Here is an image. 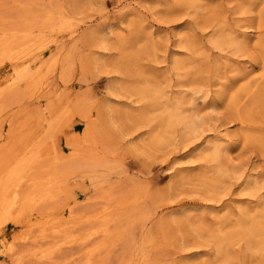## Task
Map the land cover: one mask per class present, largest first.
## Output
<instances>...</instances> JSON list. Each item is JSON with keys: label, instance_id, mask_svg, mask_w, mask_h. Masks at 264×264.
Returning <instances> with one entry per match:
<instances>
[{"label": "rangeland", "instance_id": "374dc122", "mask_svg": "<svg viewBox=\"0 0 264 264\" xmlns=\"http://www.w3.org/2000/svg\"><path fill=\"white\" fill-rule=\"evenodd\" d=\"M0 181V264H264V0H0Z\"/></svg>", "mask_w": 264, "mask_h": 264}, {"label": "bare ground", "instance_id": "6f19581e", "mask_svg": "<svg viewBox=\"0 0 264 264\" xmlns=\"http://www.w3.org/2000/svg\"><path fill=\"white\" fill-rule=\"evenodd\" d=\"M226 38V37H225ZM228 39V38H227ZM230 39V38H229ZM228 39V40H229ZM226 40V39H225ZM224 40V41H225ZM230 42V41H229ZM229 42H227L226 41V43H229ZM101 43H102V45H104L105 46V44H106V42L103 40V41H101ZM225 43V42H224ZM230 44H232L231 42H230ZM13 85V84H12ZM15 87V86H14ZM9 88V87H8ZM7 88V89H8ZM13 88V87H12ZM11 89V88H10ZM197 92H199V93H201V90H197ZM169 112V111H168ZM163 114V113H162ZM176 115L175 114H171V112H170V116L169 117H167V120H168V118L169 119H171V118H173V117H175ZM179 119V118H178ZM169 121V120H168ZM179 121H180V124L183 126V129L184 130H186L187 132L188 131H195V125H194V123H193V121L192 122H190L189 120H186L184 117H181L180 119H179ZM167 122V121H166ZM165 122V124H166V126L168 125V127H169V124H168V122L166 123ZM172 122V121H171ZM167 127V128H168ZM168 130V129H167ZM185 132V131H184ZM189 133V132H188ZM215 148H217V147H214V149ZM218 151V150H217ZM216 151V152H217ZM222 151V150H221ZM221 153V152H220ZM213 154H215V153H213ZM217 155V154H216ZM219 155V154H218ZM215 156V155H214ZM214 160V159H213ZM217 161V160H216ZM15 168V167H14ZM220 169V168H219ZM222 170V169H221ZM12 172H13V170H11ZM10 171V174L8 175V177H6L5 178V181L6 182H8L9 183V185L11 186V188L12 189H17L18 187H19V185H20V183H21V179H22V177L20 176V175H17V172H11ZM15 171V170H14ZM15 176V179L13 178ZM1 182V181H0ZM247 183H249V182H247ZM1 184V183H0ZM254 184H256V183H254ZM249 185V188L251 189L252 187H253V184H252V182L251 183H249L248 184ZM38 186V185H37ZM0 187H1V191H2V189H3V185H0ZM255 187H257V185L255 186ZM249 188H247V190L249 189ZM41 189H42V191H44V194L39 198V199H37L38 201L40 200V199H42V200H49V199H51L52 197H53V195L51 194V191H49L48 190V188H45L44 187V185H43V187H41ZM36 193V192H35ZM3 194V193H2ZM6 193L4 194V195H1V202H0V211H1V213H0V215H1V221H0V224H3L4 222H10V221H14V222H18V221H21V216L23 215L24 216V213H20V211H19V213H15V212H12L11 213V208L13 207V205H15L16 204V198H15V194H14V196H13V198H7L6 196ZM28 197L29 196H25V204H26V202H27V200H28ZM38 198V197H37ZM41 201V200H40ZM38 204V203H37ZM22 209H23V207H22ZM109 215L108 214H103L102 213V216H101V218L102 219H106V217H108ZM95 218V217H94ZM96 218H97V216H96ZM85 219V218H84ZM253 219V218H252ZM255 219V218H254ZM76 223V222H75ZM74 223V224H75ZM249 224V225H248ZM247 225H248V229H246V230H249V234H250V232L251 233H253V232H256L257 230H258V228L262 225L261 223H259L258 221H256V220H253V221H251V222H249ZM246 225V226H247ZM264 226V225H263ZM261 228V227H260ZM262 229V228H261ZM63 230H65V229H63ZM63 230H60L59 228H54V230H53V228H52V231H51V233L50 234H53V237H52V241L50 242V244H51V246L53 247V248H61V247H71V246H73V245H75V244H77V243H83V241H85L88 237L87 236H82V237H79V236H72V235H69L68 234V232H66V231H64L63 232ZM100 230V229H99ZM106 230V229H105ZM260 230V229H259ZM44 231H45V229H43L41 232H43L44 233ZM101 232H105L104 231V229H103V231L101 230ZM64 233V234H63ZM247 233V232H246ZM247 235V234H246ZM252 235V234H251ZM254 235V234H253ZM248 236V235H247ZM255 236V235H254ZM29 235H28V233L26 234V236H24V237H22V238H20V239H22V240H25V239H29ZM7 238V236L5 235V232L3 231V230H0V239L1 240H5ZM42 238L43 239H45V238H49V239H51V235L49 236V234H44V235H42ZM250 238V237H249ZM18 240L19 238H16L15 236L13 237V240ZM5 246V245H4ZM6 247V246H5ZM7 251L9 252V253H13L14 252V248H13V243H11L10 244V246H7ZM96 249H98V246L97 247H94L93 249H91L90 251H88V253H87V257H88V259L90 258V257H92V255H93V253H94V251L96 250ZM30 256L31 257H35V258H41V259H46L47 258V255H46V253H45V251H43L42 249L41 250H37V249H35V250H33V251H31L30 252ZM86 264H92V260H88L87 262H85Z\"/></svg>", "mask_w": 264, "mask_h": 264}]
</instances>
